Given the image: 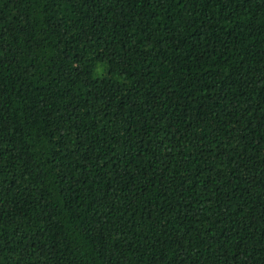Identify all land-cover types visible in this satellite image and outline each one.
Returning <instances> with one entry per match:
<instances>
[{
  "label": "trees",
  "instance_id": "1",
  "mask_svg": "<svg viewBox=\"0 0 264 264\" xmlns=\"http://www.w3.org/2000/svg\"><path fill=\"white\" fill-rule=\"evenodd\" d=\"M0 264H264V0H0Z\"/></svg>",
  "mask_w": 264,
  "mask_h": 264
}]
</instances>
